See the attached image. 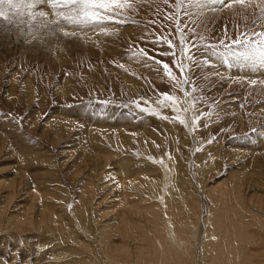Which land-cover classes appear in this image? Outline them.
I'll return each mask as SVG.
<instances>
[{
  "label": "rangeland",
  "instance_id": "1",
  "mask_svg": "<svg viewBox=\"0 0 264 264\" xmlns=\"http://www.w3.org/2000/svg\"><path fill=\"white\" fill-rule=\"evenodd\" d=\"M176 5L0 20V264H264V0Z\"/></svg>",
  "mask_w": 264,
  "mask_h": 264
},
{
  "label": "snow or ice",
  "instance_id": "2",
  "mask_svg": "<svg viewBox=\"0 0 264 264\" xmlns=\"http://www.w3.org/2000/svg\"><path fill=\"white\" fill-rule=\"evenodd\" d=\"M122 2L127 4L129 0H0V20L11 25L16 22V18L27 17V22L30 24H35L38 28H44L47 27L49 23H53L49 22L47 17L52 12H55L57 19L54 23L57 26H60L62 21L76 27L100 26L105 24V22H119L114 20V16L110 10L120 7ZM185 2L200 5L203 0H177V8H181L182 4ZM213 2L228 6L234 3L241 5L245 4V0H213ZM45 8H47L48 11L42 10ZM261 18H264V16ZM59 30L63 31V28L60 27ZM178 30L181 31L180 43L181 56L183 59H174L173 64L181 74H183L186 67L183 62L184 60L190 63H198V61L192 51L196 47L195 42L189 41L182 29H179V26ZM63 34L65 37L76 36L75 31H63ZM253 37L260 38L256 41V51L260 53L261 58L264 59V32L242 33L240 37L231 40V43H225L224 47L231 49L232 46L239 45L247 48L252 43ZM162 39L163 42L168 45L169 49L173 50L172 54L175 56L176 45L167 38ZM168 54L169 53H165V55ZM244 55L247 56V52H245ZM150 59H154V57H150ZM156 62L162 65L163 71L172 81L181 85L189 83L190 77L184 76V79L181 81L180 78L173 73L168 63L162 61ZM187 94L188 93L185 92V95ZM161 95L166 101H170V106L174 108L176 98L168 93H162ZM141 111H144V109L141 108ZM180 123L183 124L184 121L181 120Z\"/></svg>",
  "mask_w": 264,
  "mask_h": 264
},
{
  "label": "bare ground",
  "instance_id": "3",
  "mask_svg": "<svg viewBox=\"0 0 264 264\" xmlns=\"http://www.w3.org/2000/svg\"><path fill=\"white\" fill-rule=\"evenodd\" d=\"M49 16H51V14L49 15ZM54 17H55V15H53ZM50 19V18H49ZM17 20V19H16ZM24 24V23H23ZM2 24H0V26H1ZM4 26V25H3ZM5 27H7V26H5ZM20 27V26H19ZM101 26H99V28H100ZM104 27V26H103ZM103 27H101V28H103ZM22 28H23V25H22ZM87 28V27H86ZM94 28V27H93ZM100 28V29H101ZM0 29H1V27H0ZM51 29V28H50ZM58 29V28H57ZM85 29V28H84ZM83 29V30H84ZM88 29V28H87ZM92 29V28H91ZM3 32L5 31V30H7V29H1ZM40 31V30H39ZM93 31H95V29H93ZM42 32V31H41ZM37 33V32H36ZM48 33V32H47ZM46 33V34H47ZM94 34V33H93ZM87 35V34H86ZM27 36V35H26ZM47 36V35H46ZM50 39V38H49ZM39 41V40H38ZM228 71V70H227ZM261 71V70H260ZM264 71V70H263ZM262 71V72H263ZM229 73L230 74H234L235 75V73L233 72V71H229ZM237 76L238 75H242V77H248V76H251L252 75V78L254 77V78H257V77H259L260 79L261 78H263L264 79V75L263 74H261V73H255V74H251V73H248V72H243L242 74H236ZM185 92H187L188 93V91L187 90H185ZM186 97H185V104H186V106L188 107L189 106V98H188V94L187 95H185ZM191 105V104H190ZM190 107V106H189ZM190 109V108H189ZM169 171V170H168ZM175 180V179H174ZM172 187V186H171ZM207 222V221H206ZM208 223V222H207ZM160 227V226H159ZM161 231H159V233H160ZM162 233V232H161ZM169 233V232H168ZM173 233V232H172ZM175 235H177V234H175ZM162 236H163V234H162ZM166 236V235H165ZM175 237V236H174ZM177 237V236H176ZM179 237V236H178ZM165 241V240H164ZM184 242V241H183ZM164 244H165V242H164ZM185 245V244H184ZM180 247H181V245H180ZM170 248V247H169ZM173 249V248H172ZM176 250V249H175ZM174 250V251H175ZM186 250V249H185ZM168 251V250H167ZM180 253V252H179Z\"/></svg>",
  "mask_w": 264,
  "mask_h": 264
}]
</instances>
